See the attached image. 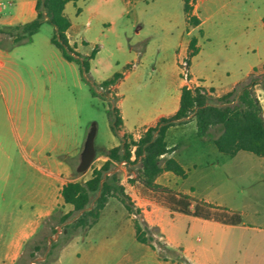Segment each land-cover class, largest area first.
Wrapping results in <instances>:
<instances>
[{"label": "rangeland", "instance_id": "obj_1", "mask_svg": "<svg viewBox=\"0 0 264 264\" xmlns=\"http://www.w3.org/2000/svg\"><path fill=\"white\" fill-rule=\"evenodd\" d=\"M210 1L201 0V11ZM2 3L9 6L7 0ZM65 13L74 25L67 32L73 51L85 59L86 54L90 55L97 48L88 72L77 62L68 63L63 59L61 51L51 43L55 28L47 22L31 42H12L9 48L2 46L11 57L6 69L0 68V136L11 144L14 163L28 168L30 181L36 175L31 165L49 173L58 161L70 165L74 160L80 161L87 135L95 124V159L86 172H72L75 177L81 176L80 181L89 179L93 168L102 163L99 156L123 140L120 126H114L113 118L119 97L110 88L102 87L101 82L115 73L131 74L118 89L123 98L144 102L161 100L162 89L182 78L177 73L175 60L187 41L196 37L206 43L200 31L187 23L183 0H79L70 2ZM257 13H264V0H261L260 10L254 12V19ZM7 36L6 31L0 32V46ZM8 68L12 71H6ZM215 68L212 64L211 70ZM34 103L39 120L42 118L44 122L41 155L32 153L23 137L24 120L28 115L32 118ZM192 128L189 126L185 134L175 133L169 139L171 144H180L175 158L188 172V177L179 180L176 187L192 191L193 197L212 204L214 215L240 214L245 226L214 234L209 259L195 263L249 264L251 245L261 242L259 230L264 229V159L253 153H246L250 157L229 156L220 153L214 144L203 146V139L197 137ZM220 132V127H214L206 138L212 140ZM247 164L254 165L253 176L249 175L248 168L241 167ZM139 168L140 162L116 164L120 184L128 196L129 187L138 185ZM108 203L100 225L101 234L93 238V244L103 241L110 248L123 244L125 252H132L138 242L128 218L135 216L133 223L140 216L130 213L116 197L110 198ZM59 214L55 216L58 218ZM165 220L177 230L179 238H187L186 218L174 219L167 213ZM62 232V226L55 233L42 228L26 246L23 260L38 246L36 256L43 261L50 251V241L56 238L52 241L58 244L53 261L64 243ZM158 235V231H153L157 244ZM192 241L198 247L204 243V235L196 232Z\"/></svg>", "mask_w": 264, "mask_h": 264}, {"label": "crops", "instance_id": "obj_2", "mask_svg": "<svg viewBox=\"0 0 264 264\" xmlns=\"http://www.w3.org/2000/svg\"><path fill=\"white\" fill-rule=\"evenodd\" d=\"M3 1L0 0V3ZM7 1L9 6L5 4V8L0 10V32L8 30L12 26L32 21L36 17V0ZM260 5L261 0L257 3L252 0H211L201 11V0H195L191 15L197 17L200 23L193 27L200 31L202 40H205L206 43H201L200 39L193 37L197 39L196 48L198 49V53L190 58L189 67L190 84L194 88H203L209 92L211 97L219 98L232 91L239 83L247 80L251 74L259 75L264 72V13H257L254 19V12L256 9L260 10ZM186 20L188 23L187 16ZM70 28H74L72 22ZM191 39L187 41L183 52H180L176 57L175 67L178 75H181L180 62L189 57ZM75 41L79 42L78 39ZM10 45H12V39L7 36L3 40V45L0 46V68L2 69L7 68L11 57L8 51L2 49V46L9 48ZM76 50L78 51V49ZM86 56L89 55L86 54ZM199 58L202 59V62L198 60ZM63 59L65 58L63 57ZM65 61L74 62L66 59ZM212 64L216 65L214 70H211ZM6 71H12V69L8 68ZM130 76L131 74H122V78L110 89L119 97L116 108L122 119L119 132L123 136V140L125 135L138 140L149 127L155 126L161 118L170 117L178 111L182 89L188 87L189 84L180 77L175 84L166 85L162 89L161 100L127 101L118 92V89ZM255 93L260 96L259 100L264 109V86L257 84ZM31 107H33V116L31 118L28 115L24 120L23 137L26 139L30 151L41 155L40 146L43 142L44 122L42 118L39 120L37 105L34 103ZM189 126L193 127L192 129L197 135L196 121L192 116L183 123L169 127L166 133V142L170 148H175V150L162 157V162L169 158L178 161L186 170L187 177L186 167L175 158V152L180 144H171L169 139L175 133L185 134V130ZM220 133L213 138L219 136ZM197 137L199 136L197 135ZM199 138L203 139V146L214 144L213 138L212 140H208L206 137ZM5 139L0 136V264H18L26 246L42 228L51 230L55 227L59 231L60 225H57L56 219L52 223H48L51 216L58 212L61 216L72 210L71 205L64 203L61 190L68 182L80 181L81 176L75 177L72 173L77 171L80 161L74 160L72 165L58 161L49 173L31 165V170L36 175L30 181L28 168L14 163L13 148ZM122 143H115L107 151L122 145ZM246 153L250 152L239 151L235 157L239 155L250 157ZM99 159L102 163L94 168H100L108 160V157L103 154L99 156ZM131 159H135L133 150ZM121 164L127 165L125 162H121ZM223 166L237 167L235 165ZM241 167L248 168L251 176L256 172L252 164L241 165ZM121 169L123 170L124 167L121 166ZM186 178H181L170 171H164L156 178L155 184L169 189L177 195L189 196L191 198L190 213L175 211L163 204L165 193L146 188L140 179L139 186L129 187V196L134 208L140 211V219L150 229H157L159 232L158 243L163 249L158 246L156 241H154L155 248H152L150 245L136 240L138 244L133 246L132 252H125L123 244H116L110 248L101 241L98 245H94L93 238L101 234L100 225L103 213L109 206L107 203L96 225L78 233L61 246L56 258L49 264L204 263L209 259V249L214 242V234L245 226L240 214L233 212L225 214L224 217L214 215L216 211L212 204L193 197L192 191L178 189L176 187L178 181ZM196 210L200 211L201 215H195ZM167 213L171 214L174 219H178V217L187 219L189 227L186 239L179 238L177 230L168 226L165 220ZM237 216H240L241 222H238ZM132 217L135 216L129 217L128 221L133 226ZM196 232L202 233L205 238L204 243L198 247H195L192 241V236ZM259 233L261 242L251 245L248 255L249 264H264V229H260ZM37 260L39 259L37 258Z\"/></svg>", "mask_w": 264, "mask_h": 264}, {"label": "trees", "instance_id": "obj_3", "mask_svg": "<svg viewBox=\"0 0 264 264\" xmlns=\"http://www.w3.org/2000/svg\"><path fill=\"white\" fill-rule=\"evenodd\" d=\"M75 1L79 0H36V17L27 23L12 26L6 30V34L11 37L13 44L29 43L45 22L50 23L55 28L51 43L61 51L66 60L77 62L85 72H88L90 61L95 58L97 48L95 47L89 56L82 59L73 51L67 35L71 21L64 10L68 3ZM194 3L195 0H183L188 23L197 26L200 23L199 19L191 15ZM196 44L197 39L192 38L189 45V61L198 53ZM121 78L122 74L115 73L101 82V86L109 89ZM257 84L264 86V72L259 75L251 74L247 80L219 98L211 97L209 92L203 88L184 87L181 92L180 107L174 115L161 118L138 140L125 135L122 145L107 151L108 160L100 168H93L89 179L71 181L64 185L61 195L64 203L72 206V210L58 218L55 215L50 218L51 220L56 219L57 225L63 228L64 243L61 246L78 233L96 225L101 212L112 197L121 200L130 213L140 215V211L134 208L124 187L120 184L119 171L115 170L116 163L125 162L130 165L139 161V179L143 185L148 189L165 193L163 204L171 209L190 213L191 198L189 196L177 195L155 184L156 178L164 171H170L181 178L187 177L186 170L178 161L169 158L162 162V157L175 150V148H170L166 142L169 127L185 122L190 116L196 121L199 137H206L214 127L221 128L220 135L213 138V143L220 153L235 156L239 151H247L264 159V109L255 93ZM113 118L114 126H120L122 119L117 108L113 110ZM132 150L134 160L131 159ZM83 210L85 211L81 215L69 222L73 216ZM194 214L201 215L197 210ZM237 217L238 222H241L240 216ZM133 226L136 240L155 248L153 231L157 229H150L138 218L133 221ZM51 230L54 233L57 232L55 227ZM57 246V242L51 244L50 251L43 261L37 260L36 252L40 248L35 246L28 259L23 260L22 256L18 264H49ZM158 246L162 247L159 243Z\"/></svg>", "mask_w": 264, "mask_h": 264}, {"label": "water", "instance_id": "obj_4", "mask_svg": "<svg viewBox=\"0 0 264 264\" xmlns=\"http://www.w3.org/2000/svg\"><path fill=\"white\" fill-rule=\"evenodd\" d=\"M95 136H96V127H95V124H93L91 130L89 131V133L87 135V138H86V141H85V145H84V149H83L82 154H81L80 164H79V166L77 168L78 173L86 172L90 168L93 160L95 159V156H96ZM87 209H90V208H87ZM84 211L85 210L79 212L78 215L76 216V218L79 215H81ZM74 220H72V221H74ZM72 221H69V222H72ZM57 236H58V234H56V237ZM55 239L56 238H53L50 241L48 250L51 247L52 241H54Z\"/></svg>", "mask_w": 264, "mask_h": 264}, {"label": "built area", "instance_id": "obj_5", "mask_svg": "<svg viewBox=\"0 0 264 264\" xmlns=\"http://www.w3.org/2000/svg\"><path fill=\"white\" fill-rule=\"evenodd\" d=\"M5 8V4L3 3H0V10H3ZM179 67H180V74L182 76V78L184 80H186L189 84L188 88H194L191 84H190V71H189V67H190V61L188 58L186 59H183L180 64H179ZM197 88V87H195ZM257 98L259 99L260 96L257 95ZM32 264H35V263H32Z\"/></svg>", "mask_w": 264, "mask_h": 264}]
</instances>
